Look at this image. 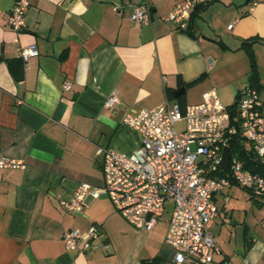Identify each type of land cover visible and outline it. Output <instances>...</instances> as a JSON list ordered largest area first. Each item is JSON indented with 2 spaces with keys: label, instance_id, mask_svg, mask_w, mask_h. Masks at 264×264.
Returning <instances> with one entry per match:
<instances>
[{
  "label": "crops",
  "instance_id": "0c3cea01",
  "mask_svg": "<svg viewBox=\"0 0 264 264\" xmlns=\"http://www.w3.org/2000/svg\"><path fill=\"white\" fill-rule=\"evenodd\" d=\"M15 1L0 0V156L25 168L0 170V264H174L164 253L167 210L145 231L105 194L86 196L80 214L60 204L80 183L104 185L99 148L130 154L140 145L141 135L122 125L127 113L197 104L210 90L227 107L238 103L250 86L246 48L264 103V0H213L193 10L188 30L166 20L185 0H29L20 33L8 24ZM137 5L150 9L149 24L131 20ZM31 44L39 54L24 64L19 48ZM112 95L120 103L106 108ZM213 203L220 251L207 264H264V197L233 182ZM92 226L101 232L94 249L65 248L66 231Z\"/></svg>",
  "mask_w": 264,
  "mask_h": 264
},
{
  "label": "built area",
  "instance_id": "2783aa9c",
  "mask_svg": "<svg viewBox=\"0 0 264 264\" xmlns=\"http://www.w3.org/2000/svg\"><path fill=\"white\" fill-rule=\"evenodd\" d=\"M213 0H185L168 14L166 20L178 29H187L193 10ZM253 5L255 2L252 3ZM29 0H16L8 24L16 33L26 27L25 15ZM137 24H149L151 11L137 5L131 14ZM232 25L228 26L231 29ZM24 64L38 56L35 44L19 48ZM63 90H71L64 82ZM120 103L110 96L106 108ZM259 91L246 87L237 103V120L231 121L228 107L215 90L208 91L200 103L181 106L164 102L153 109L127 113L122 125L141 135L140 145L130 154L99 148L102 156L104 185L93 187L80 183L69 200L61 207L69 213L80 214L84 199L90 195L108 196L116 211L135 229L152 231L172 204L166 244L174 264L209 263L220 251L211 226L217 215L213 197L233 182L247 189L255 197H264V176L245 169L237 153L230 154L225 171L221 169L222 153L239 134L245 151L264 163V113ZM181 127L179 128V126ZM21 160L0 156L1 169H23ZM225 172L224 175H220ZM101 232L92 226L86 231L68 230L62 241L69 251L87 252L94 249L93 241Z\"/></svg>",
  "mask_w": 264,
  "mask_h": 264
},
{
  "label": "trees",
  "instance_id": "16d2710c",
  "mask_svg": "<svg viewBox=\"0 0 264 264\" xmlns=\"http://www.w3.org/2000/svg\"><path fill=\"white\" fill-rule=\"evenodd\" d=\"M188 28H189V25L186 30H188ZM246 53H247V56L250 62V86L257 89L258 83H259V77L257 74V68H256L254 55H253V52L249 48L248 49L246 48ZM202 78L203 77H200L190 83H187V85L188 86L194 85L195 83L199 82ZM180 84H182V82H180ZM167 93H168L167 96L169 98L173 97L172 92L168 91ZM178 101H181V99L179 98ZM181 106L183 105L181 104ZM228 110L231 115V121L234 124L239 125V121L237 120V102L233 104L232 106H229ZM244 144L245 142L239 137V134H236V136L233 138V140L231 141L229 145L230 154L232 155L233 153H237L239 157L241 158V160L243 161L245 169L251 171L252 173H257L261 176H264V163H262L259 159H256V157L254 156V154H252L251 151H245ZM224 174L225 172L220 173V175H224Z\"/></svg>",
  "mask_w": 264,
  "mask_h": 264
},
{
  "label": "water",
  "instance_id": "95a60500",
  "mask_svg": "<svg viewBox=\"0 0 264 264\" xmlns=\"http://www.w3.org/2000/svg\"><path fill=\"white\" fill-rule=\"evenodd\" d=\"M185 87H181L180 89L176 90L174 92V97L177 98L180 96L182 93H184ZM229 147H225L223 149L222 153V162H221V169L223 171L226 170L228 163H229ZM236 246H237V253L242 254L243 253V246H244V230L242 227L237 226L236 228ZM165 255H168V257L171 258V252L170 251H165Z\"/></svg>",
  "mask_w": 264,
  "mask_h": 264
},
{
  "label": "rangeland",
  "instance_id": "374dc122",
  "mask_svg": "<svg viewBox=\"0 0 264 264\" xmlns=\"http://www.w3.org/2000/svg\"><path fill=\"white\" fill-rule=\"evenodd\" d=\"M180 127H181V125L179 126V128ZM166 210H167V212L164 214V216L162 218L164 222H166V220H168L169 217L171 216L172 206H170V204H167V209ZM212 231L214 232V229Z\"/></svg>",
  "mask_w": 264,
  "mask_h": 264
}]
</instances>
